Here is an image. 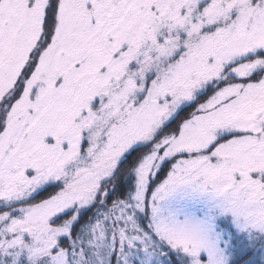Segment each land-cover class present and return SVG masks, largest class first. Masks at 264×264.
<instances>
[{
  "label": "snow or ice",
  "instance_id": "1",
  "mask_svg": "<svg viewBox=\"0 0 264 264\" xmlns=\"http://www.w3.org/2000/svg\"><path fill=\"white\" fill-rule=\"evenodd\" d=\"M0 264H264V0H0Z\"/></svg>",
  "mask_w": 264,
  "mask_h": 264
}]
</instances>
